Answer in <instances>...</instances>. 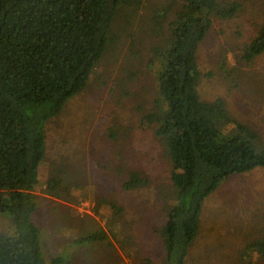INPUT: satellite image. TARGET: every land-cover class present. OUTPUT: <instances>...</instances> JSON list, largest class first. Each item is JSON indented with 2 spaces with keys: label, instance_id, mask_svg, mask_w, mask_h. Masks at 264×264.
Segmentation results:
<instances>
[{
  "label": "trees",
  "instance_id": "1",
  "mask_svg": "<svg viewBox=\"0 0 264 264\" xmlns=\"http://www.w3.org/2000/svg\"><path fill=\"white\" fill-rule=\"evenodd\" d=\"M239 10L231 0H0V218L10 221L0 232V264H69L60 256L45 262L32 221L45 128L86 89L121 40L129 59L142 64L149 52L147 64L155 71L154 111L142 117L141 127L153 130L170 162L172 205L154 232L167 264H185L205 199L228 178L264 168L259 134L235 120L223 99L202 101L197 90L207 76L197 53L213 18L227 20ZM138 47L143 50L134 53ZM263 53L264 23L240 62L250 64ZM60 180L54 175L46 182L49 196L68 194ZM148 184L130 172L122 188ZM105 239L102 232L80 240ZM248 249L264 255V237L243 252Z\"/></svg>",
  "mask_w": 264,
  "mask_h": 264
},
{
  "label": "rangeland",
  "instance_id": "2",
  "mask_svg": "<svg viewBox=\"0 0 264 264\" xmlns=\"http://www.w3.org/2000/svg\"><path fill=\"white\" fill-rule=\"evenodd\" d=\"M231 1L240 10L227 20L213 18L199 46L198 68L207 76L197 90L202 101L223 99L229 114L264 143V53L250 64L240 62L264 23V0ZM124 42L109 50L86 89L45 128L32 216L45 262L60 256L69 264H167L154 231L172 205L171 165L153 130L141 127L142 117L154 111L155 71L147 64L149 52L141 64L129 59ZM130 172L149 184L124 190ZM54 175L67 195L46 193ZM9 228L10 221L0 218V232ZM102 232L103 241L80 240ZM263 237L264 168L228 178L205 199L185 264H264V255L242 251Z\"/></svg>",
  "mask_w": 264,
  "mask_h": 264
},
{
  "label": "crops",
  "instance_id": "3",
  "mask_svg": "<svg viewBox=\"0 0 264 264\" xmlns=\"http://www.w3.org/2000/svg\"><path fill=\"white\" fill-rule=\"evenodd\" d=\"M242 251H244V249Z\"/></svg>",
  "mask_w": 264,
  "mask_h": 264
}]
</instances>
